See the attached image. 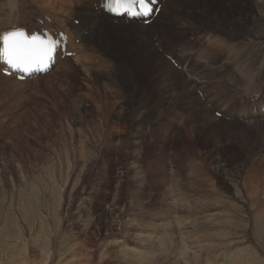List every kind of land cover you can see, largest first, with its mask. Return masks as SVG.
<instances>
[{"label": "rangeland", "instance_id": "374dc122", "mask_svg": "<svg viewBox=\"0 0 264 264\" xmlns=\"http://www.w3.org/2000/svg\"><path fill=\"white\" fill-rule=\"evenodd\" d=\"M87 1L20 0L33 14L21 25L49 16L59 31L62 16ZM8 2L0 0L2 25ZM164 8L160 28L136 34L147 46L127 37L129 45L86 52L80 63L105 76L104 85L87 79L73 55V67L22 84L0 72V264H264L260 197H247L244 187L249 173L264 171V127L248 131L252 119L243 116L264 97V40H256L264 38V0H168ZM231 25L239 40L224 29ZM222 41L225 51L216 45ZM151 45L167 63L151 59L143 69ZM233 45L240 46L235 67ZM100 49L116 63L110 72L100 67L107 61ZM253 75L260 99L249 92ZM104 86L118 90L115 103L89 97ZM205 97L206 105L197 103ZM217 103L233 120L223 119ZM232 121L244 126L226 130ZM207 223L222 226L205 232Z\"/></svg>", "mask_w": 264, "mask_h": 264}, {"label": "bare ground", "instance_id": "6f19581e", "mask_svg": "<svg viewBox=\"0 0 264 264\" xmlns=\"http://www.w3.org/2000/svg\"><path fill=\"white\" fill-rule=\"evenodd\" d=\"M28 1V0H27ZM34 1V0H33ZM159 2V5L161 4L162 5V9L164 10V13H165V6H166V2L168 0H157ZM187 2V1H186ZM7 3V2H6ZM9 6H11L10 9L11 12L10 13H7L6 15L8 16V22L6 25H2L0 24V29L4 30L3 28H5L6 26H9V28L3 32H1L0 36L4 33H7V32H10V31H13V30H17V29H25L28 31V33L30 34H34L36 31H38V28H43V29H48L50 31H52L51 29H53L52 27H50V19L48 18L49 16H47L46 18H40L36 25L35 23L32 24L29 28L25 27V26H22V22L20 20L24 19L26 16L28 15H33L32 13H30L28 10H26L23 5L20 3V0H9ZM35 3V2H34ZM165 3V4H164ZM37 4V2H36ZM2 5V4H1ZM4 6V5H2ZM46 6V5H45ZM17 7H22L20 8L18 11H15L14 9L17 8ZM27 7V6H26ZM9 8V7H7ZM60 8V7H59ZM51 9V8H50ZM177 9V8H176ZM2 12L5 11V9H1ZM178 10V9H177ZM7 12V11H6ZM9 12V11H8ZM47 12V11H46ZM49 12V11H48ZM163 12V11H162ZM164 13L159 16H153L151 17L150 19H148L147 21H150L149 24H147V21H143L144 23L143 24H140L138 21L136 20H129V19H126V17H121V18H118V17H115L113 16L110 12H109V9L107 6H105V0H88L87 3L83 6V7H79L77 9V11L74 12V14L72 15H64L62 16V19H63V27L59 29V31L63 32L67 38H68V44H67V47H68V53L72 54L73 55V63H75L76 65H78L79 67H81V59H85V60H88L86 59V56H87V53L88 51H90V49H94L95 47H102L103 46L107 49V50H111V48L113 47L114 45V42L115 41H125L127 37H131V38H134V39H137L136 37V34H138L139 32L143 33L145 35L144 32H148V31H154L156 30L157 28H160L158 27V23L159 22H162V18H164ZM56 14V13H55ZM40 15V14H39ZM42 15V14H41ZM181 15V14H180ZM175 16V15H174ZM157 21H154L155 18H157ZM181 18V17H180ZM173 21H174V18H172ZM27 21V20H26ZM45 21V22H43ZM75 21H79V25L76 26L75 25ZM40 22L42 25L44 26H41L40 25ZM109 22L111 24H109ZM166 22V21H165ZM178 22V21H177ZM5 23V22H4ZM113 23L115 25H113ZM264 23V22H263ZM39 25V26H38ZM116 25H120V26H116ZM144 25H147L149 27H146ZM6 29V28H5ZM203 29V28H202ZM225 30H228L229 33L231 35H236L238 36L237 37V40L240 39V36H239V32L236 33L237 31V27L234 28L233 25L231 26H227L224 28ZM227 31V32H228ZM160 32H164L163 30H161ZM162 34V33H161ZM209 34V33H208ZM212 34V33H211ZM217 34V33H216ZM164 35V34H163ZM187 35V33H186ZM210 35V34H209ZM229 35V34H228ZM147 37V36H146ZM206 37V36H205ZM130 38V39H131ZM216 38V37H215ZM128 40V39H127ZM144 40V41H143ZM209 40V39H208ZM216 40V39H215ZM256 40H259V41H263L264 38H256ZM129 41V40H128ZM219 41V40H216V42ZM254 41V40H253ZM134 42V40H133ZM239 42V41H238ZM251 42V41H250ZM128 43V42H127ZM126 42H124V44H127ZM132 43V40L131 42ZM137 43L138 44H141V45H146L147 42V39H144L143 36H142V40L141 39H137ZM236 43V42H235ZM242 43V42H241ZM133 44V43H132ZM129 45V44H127ZM217 46L220 47V50H226L229 46L228 44L225 43V41L223 42H218L216 44ZM143 46V47H144ZM147 46V45H146ZM228 46V47H227ZM234 46V45H233ZM133 47V46H132ZM139 47V46H138ZM151 45L149 46L148 50L151 51L152 55L149 56L147 53H146V56L143 58V69L145 67V65L152 59V60H155L157 59L158 60V64H162L161 60L162 58L160 57L161 54L158 52V50L156 48ZM243 48V47H242ZM260 48H264V45L260 46ZM104 49V48H103ZM135 49V48H134ZM142 49V48H141ZM105 50V49H104ZM144 50V49H143ZM147 50V51H148ZM93 51V50H92ZM100 52L102 53V55L105 57V53H103V51L100 49ZM89 53V52H88ZM93 53V52H91ZM100 54V53H99ZM224 54V53H223ZM91 55V54H90ZM98 55V54H97ZM125 55L129 58V55H128V52L125 53ZM138 55V54H137ZM143 55V54H142ZM232 55H233V65L235 67V60L237 61L240 57V46L239 45H235L234 48L232 49ZM141 56V55H140ZM108 57V55H107ZM106 58V57H105ZM92 60V59H91ZM95 60V59H94ZM103 60V59H102ZM106 63L102 64V66H100L103 70V72L105 73L106 71H111L112 69V65L115 64V67H116V63L114 62V60L111 59V57L106 58ZM163 61V64H166L164 63L165 60H162ZM240 61V60H238ZM71 63V67H73V63L71 62L70 59H68L67 57H62V54H59L58 55V59H57V62H56V65L52 68L51 72H50V75H53L54 73H56L57 71L58 72H61L59 70L60 66H66L65 64H68V63ZM141 62V61H140ZM151 62V61H150ZM206 62L210 64L211 66V62L206 59ZM88 63V62H87ZM141 64V63H140ZM238 64V63H237ZM236 64V65H237ZM100 65V64H99ZM70 66V65H69ZM67 66V70L68 72L69 71H73L71 70V68ZM239 66V65H238ZM261 69L264 68V62L261 64ZM99 67V66H98ZM2 68L3 66L0 64V72L2 73ZM58 68V69H56ZM64 68V67H63ZM140 68V67H139ZM167 68V67H166ZM228 68V66H227ZM82 71L83 73L86 75L87 79H91L92 76L95 78L97 76H95L94 74H92V72L95 71V69H92L91 67H89V64H83L82 65ZM107 69V70H106ZM116 69V68H115ZM173 69V68H172ZM240 69H243V66H240L239 68H237V77L239 78L240 75L242 74ZM99 70V68L97 69ZM96 70V72H97ZM101 70V69H100ZM149 70V69H148ZM77 71V69H76ZM167 74H170L171 76L175 73L174 70H167ZM243 71V70H242ZM64 72L65 74L68 73L67 71H62ZM101 72V71H100ZM124 72H126L124 70ZM99 73V71H98ZM186 77H190L192 74H190L189 71H185L184 72ZM264 73V69H263V72ZM63 74V73H62ZM100 74V73H99ZM101 75H102V72H101ZM108 78L112 77V75H110L109 73L106 74ZM177 79L178 81L180 82L179 84L182 85L183 84V79H181L182 77L177 73ZM189 75V76H188ZM198 76V75H197ZM6 77V76H5ZM103 78H100V77H97V78H100V79H95V82L97 85L101 84V85H104V80H105V76H102ZM105 77V78H104ZM181 77V78H180ZM33 78V77H32ZM30 78V79H32ZM158 78V77H157ZM204 78V77H203ZM4 79H7V78H4ZM28 79V80H30ZM36 79V78H35ZM40 79V78H39ZM197 79V78H196ZM253 80H254V85L252 86V88L254 90H251L249 91L250 93H252L251 95L253 94H257L256 96H254L253 98H257L259 97L260 99V95H258L260 93V87H261V84L259 83V77L258 76H255L253 75ZM14 81L17 83V84H22L21 82H19L16 77H14ZM34 81V80H33ZM37 81V80H36ZM35 82V81H34ZM108 82V81H106ZM198 82V80H197ZM95 84V83H94ZM111 84V83H110ZM160 84V83H159ZM158 84V85H159ZM168 85V84H167ZM164 86V85H163ZM169 86V85H168ZM174 87V84L170 83V89L172 92H174V95H177V90L175 88H172ZM177 86V85H175ZM188 86V85H187ZM186 86V87H187ZM97 87V86H96ZM23 88V87H22ZM166 88V87H165ZM92 89H95L94 90H91V91H88L89 92V97H92L93 101H96L97 100L104 104V103H109V102H112V103H115L113 101L114 97L118 94V90L115 91L113 88L111 89L110 87H106L104 86V88L102 89H99V88H92ZM167 89V88H166ZM114 92H113V91ZM168 90V91H169ZM167 91V92H168ZM87 92V93H88ZM162 92V91H161ZM157 93V92H156ZM161 94V93H160ZM200 94V93H199ZM191 95V94H190ZM159 100V99H158ZM240 100V98H239ZM203 101V102H202ZM210 101H212V99H210ZM260 103H257L256 105H254V108H253V112L250 113V114H244L243 116H246V117H250L249 119H252L250 120L251 122L250 123H247L245 122V124H247L246 126L249 127V130H256L257 128H261V127H264V97H262L260 99ZM95 102V103H96ZM204 103L206 102V97L204 99H198L197 100V103ZM87 104V103H86ZM90 104V103H89ZM93 104V103H92ZM91 104V106H92ZM106 105V104H105ZM114 105V104H113ZM206 105V104H205ZM225 106H227V108L230 110L233 106L231 104H224ZM95 106V105H94ZM87 107V106H86ZM214 107L216 108L217 107V112L223 114L222 117L224 120H233L232 117L228 116L227 114H225V111L221 109L220 105L217 103V106L214 105ZM247 107H252L251 105H248L246 106ZM107 110V109H106ZM86 111V110H85ZM92 111V110H91ZM97 111V110H96ZM101 111V110H100ZM88 112V111H87ZM102 112V111H101ZM164 112V111H163ZM199 113V112H198ZM89 114V112H88ZM91 114V113H90ZM103 114V113H102ZM109 114V113H108ZM207 115V114H206ZM205 115V117H207ZM241 115V114H240ZM98 116V115H97ZM204 116V115H203ZM233 117H235L236 115L235 114H232ZM104 117V116H103ZM204 117V118H205ZM141 118V117H140ZM208 118V117H207ZM176 119V118H175ZM190 119V118H189ZM213 119H216V118H213ZM139 120V119H138ZM142 120V119H141ZM209 120V119H208ZM105 121V120H104ZM140 121V120H139ZM184 121V120H183ZM186 121V120H185ZM211 121V120H210ZM216 121H219L218 119H216ZM253 121V122H252ZM212 122V121H211ZM234 122V124H225V127L229 126V128H227L226 130H230L231 129V126H244L242 124H238L237 121H232ZM104 123V122H103ZM106 123V122H105ZM182 123V120L181 122ZM179 123V124H180ZM186 123V122H185ZM230 123V122H229ZM260 123H263L260 125ZM137 124V123H135ZM179 124L177 125L175 123V126L177 129H180L181 126L179 127ZM222 125V123H220ZM106 125V124H105ZM218 125V124H217ZM184 126V124H183ZM96 127V126H95ZM184 128V127H182ZM107 130V129H106ZM218 130V129H217ZM83 132V131H81ZM80 132V133H81ZM82 134V133H81ZM73 136V135H72ZM71 136V137H72ZM104 136V135H103ZM79 137H80V134H79ZM86 137V136H85ZM75 141V140H73ZM103 142V141H102ZM77 143V142H76ZM85 146V145H84ZM86 147V146H85ZM105 148V147H104ZM103 149V147H102ZM102 153V152H101ZM62 154V153H61ZM84 156V155H83ZM191 162V160H190ZM195 163H197L200 168V166H202L201 163H199V161H193ZM193 162L189 163L190 165L193 164ZM264 163V158L262 159V161ZM198 167H196V171H198ZM91 168V167H90ZM193 168V167H192ZM244 170V169H243ZM255 170V169H254ZM201 171V170H200ZM200 174V173H199ZM206 173H202L200 174L201 176L205 177ZM250 178L246 177V185H244L245 189H246V194H247V197L249 198H255L257 197L258 199V205H257V209L260 210L262 213H264V171L262 170L260 173H257L256 174H253V173H249L248 175ZM259 177H262V178H259ZM258 178L262 181H258L260 184L259 186H256V187H261L263 186L261 189H257L254 185V182H256L258 180ZM244 180V179H243ZM77 190V189H76ZM212 202V200H211ZM220 204V203H219ZM222 206V203L220 204ZM190 205L187 204V208L189 209ZM215 206V205H214ZM166 224V223H165ZM183 224V223H182ZM203 225V224H202ZM221 224H208L205 225L202 229L205 228V232L208 231L207 228H214V227H219ZM222 226V225H221ZM224 226V225H223ZM166 228V226H165ZM197 230L200 228V225H198V227H196ZM207 238V237H205ZM201 239H200V243L197 242L198 244H201ZM196 243V244H197ZM52 244V243H51ZM50 246V245H49ZM196 247V245H195ZM201 248V247H200ZM188 249V248H187ZM199 250V247L196 248ZM216 249V248H215ZM215 249L213 248V250L215 251ZM219 249V248H218ZM239 250V249H238ZM193 252V251H192ZM239 252V251H238ZM238 252H235L237 258L243 262L242 259H244L242 257L241 254H238ZM199 253V251H198ZM197 253V255H198ZM188 254V253H187ZM217 254V252H216ZM219 254V253H218ZM214 255V254H212ZM224 256V255H223ZM223 256L222 254L219 256L220 259H222V262L224 261L223 260ZM199 257V256H198ZM201 257V255H200ZM209 257V256H208ZM230 257V256H229ZM234 257V256H233ZM193 260L197 261V258L195 257H191ZM202 258V257H201ZM188 259V258H187ZM219 259V261H220ZM235 259V257H234ZM186 260V259H185ZM188 262V261H187ZM230 262H232L230 260ZM246 262V261H245ZM224 263L226 264L227 261H224ZM234 263V261L232 262ZM244 263V262H243ZM242 263V264H243ZM189 264V263H188ZM195 264V263H193ZM229 264V262H228ZM236 264V263H234ZM241 264V263H240Z\"/></svg>", "mask_w": 264, "mask_h": 264}, {"label": "snow or ice", "instance_id": "6c2138e0", "mask_svg": "<svg viewBox=\"0 0 264 264\" xmlns=\"http://www.w3.org/2000/svg\"><path fill=\"white\" fill-rule=\"evenodd\" d=\"M112 3L115 4V5H118V6H122L124 4H127L128 3V0H112ZM149 11H151V9H149ZM10 36H17V35H22L20 33H11L9 34ZM8 37H5V40H7ZM52 51V45L49 43L48 45L40 48L38 50V55L42 58H47L50 53Z\"/></svg>", "mask_w": 264, "mask_h": 264}]
</instances>
